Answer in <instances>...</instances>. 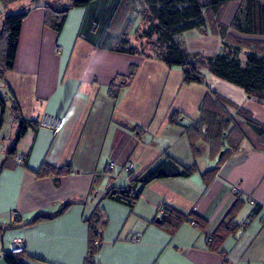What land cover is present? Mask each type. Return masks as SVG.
<instances>
[{
  "label": "crops",
  "instance_id": "obj_1",
  "mask_svg": "<svg viewBox=\"0 0 264 264\" xmlns=\"http://www.w3.org/2000/svg\"><path fill=\"white\" fill-rule=\"evenodd\" d=\"M119 1L93 0L84 8L71 9L59 33L44 25L41 7L30 9L22 21L13 67L0 80L5 104L0 110V264H5L4 252L16 238L26 240L22 264H85V218L94 209L99 216L95 264H264V224L260 223L264 143L249 133L252 140L242 139L224 160L218 157L219 163L206 159L200 164L203 161L193 155L185 129L197 123L210 89L204 83L183 84L180 68H169L152 56L100 49ZM239 5L240 0H230L221 11L227 33L264 40L230 27ZM129 18L134 19V32L141 21L133 14ZM214 28L204 34L184 32L186 49L218 52L221 39ZM133 32L130 39L139 45ZM120 81L124 87L114 101L108 88ZM238 98L228 100L240 103L264 123L263 104ZM13 101L25 120L36 122L45 113L58 116L59 129L53 134L37 125L11 144L16 130L9 110ZM174 113L177 118L170 122ZM119 118L138 125L143 138L124 130ZM12 146L15 154L8 157ZM197 146L206 151L202 143ZM18 155L25 160L18 162ZM166 158L183 167L196 165L197 170L185 178L148 183L131 207L105 196L110 188L127 186L130 179ZM110 162L112 170L107 168ZM128 164L133 167L125 171ZM43 165L71 170L63 176H38ZM209 170L213 172L204 180L202 174ZM233 189L241 193L240 199ZM236 201L237 229L219 240L216 228ZM250 201L260 206L255 216ZM63 203L69 205L59 219L28 224L33 216L49 215ZM162 205L179 215H191L198 224L184 221L175 229L159 227ZM12 210L18 212L17 222L7 229ZM136 232L142 236L133 243L130 238Z\"/></svg>",
  "mask_w": 264,
  "mask_h": 264
},
{
  "label": "trees",
  "instance_id": "obj_2",
  "mask_svg": "<svg viewBox=\"0 0 264 264\" xmlns=\"http://www.w3.org/2000/svg\"><path fill=\"white\" fill-rule=\"evenodd\" d=\"M91 1L93 0H0L3 8L0 12V80L4 73L13 67L21 24L30 9L43 8L44 25L59 33L68 12L73 8H84ZM228 1L230 0H120L110 20L111 29L103 35L99 48L131 55L152 56L169 68L178 67L182 70V83L186 85L203 84V70H206L209 74L239 87L248 98L264 105V40L235 38L227 33L228 28L220 22V14ZM19 3L21 4L16 9L9 8ZM130 14L141 21L134 32V19L129 18ZM214 26V34L221 39L218 52L209 55L186 49L182 37L184 32L194 30L204 34L205 30ZM230 27L240 34L264 36V2L240 0ZM131 32L135 40H139V45L134 44L130 39ZM123 82L111 83L108 88V95L114 101L118 99L119 91L124 87ZM0 110L1 112L5 110L1 98ZM9 110L17 125L13 141L16 144L29 128L35 129L37 123L23 119L14 101ZM176 118L177 113H174L170 122H174ZM118 124L137 138H143L144 131L138 125L124 118H119ZM185 131L195 157L200 151L198 143L206 146L207 141L210 143L219 141L217 149L220 151L219 161L227 158L242 139H249V133L254 136L253 138H257V141L264 143V123L254 119L252 113L244 107L210 90L203 98L197 123L187 126ZM221 143H224V146H221ZM14 154L15 147L12 146L8 149L7 156L12 157ZM218 159L210 160L219 163ZM70 170L69 166L51 169L43 165L37 171V175L47 176L53 173L55 176H63L69 174ZM196 170V165L183 167L166 158L155 167L145 170L139 177L130 179L127 186L110 188L105 196L131 207L148 183L170 177L185 178ZM212 172L213 170L204 172L203 179L206 180ZM233 190L240 199L241 193ZM250 203L253 206L251 215L255 216L259 213L260 206L253 201ZM68 205L69 203L61 204L51 215L37 214L28 224L61 215ZM237 205L236 201L216 228L215 232L219 235V240L228 232L237 229L238 225L233 221ZM161 214L158 226L163 229H175L184 221L198 224V220L191 218V215H179L165 205ZM17 216L14 217L11 225L6 227L7 229L16 224ZM85 222L88 228L85 264H95L97 242H99L97 239L99 216L96 209L87 215ZM260 223L264 224L263 215L260 217ZM213 238H209L211 239L209 243L213 242ZM24 252L10 254L6 249L3 260L5 264H22L20 259Z\"/></svg>",
  "mask_w": 264,
  "mask_h": 264
},
{
  "label": "rangeland",
  "instance_id": "obj_3",
  "mask_svg": "<svg viewBox=\"0 0 264 264\" xmlns=\"http://www.w3.org/2000/svg\"><path fill=\"white\" fill-rule=\"evenodd\" d=\"M59 48V47H58ZM57 48V50H58ZM203 76H204V86H207L208 89H210V91L215 92L216 94L228 99L229 96H233L234 98H238L240 97L241 99V95L243 100H245L247 98V96L244 94V92H242L243 90H240V88H238L237 86L230 84L222 79H219L211 74H208L207 72L203 71ZM239 99V98H238ZM236 102V101H235ZM238 105L241 106L240 103H237ZM256 111L257 112H262L259 111L256 107ZM42 116V115H41ZM40 116V117H41ZM264 117V115H262ZM40 117L38 118V120L40 119ZM38 120L36 121L37 125H38ZM190 124H188L187 126H189ZM17 127V125H16ZM198 133V132H197ZM16 134V130L14 135ZM15 137V136H14ZM225 141V139H223ZM14 138L12 139V141L10 142L11 144L13 143ZM218 142L216 143H210L209 141L205 142L206 146V151H199V154L197 155L198 158H200L203 162H200V164H203L206 162V159H217L218 155L220 153V151H218L217 149L218 147ZM9 148V147H8ZM223 148V147H222ZM224 149V148H223ZM56 211V210H55ZM55 211H53L51 214L55 213ZM49 215H51L50 213H48ZM61 217V215H58L56 217H53L52 219H49L50 221H55L57 219H59Z\"/></svg>",
  "mask_w": 264,
  "mask_h": 264
},
{
  "label": "built area",
  "instance_id": "obj_4",
  "mask_svg": "<svg viewBox=\"0 0 264 264\" xmlns=\"http://www.w3.org/2000/svg\"><path fill=\"white\" fill-rule=\"evenodd\" d=\"M60 124H61V120L58 116H55V115H51V114H43L40 119L38 120V126L39 127H44V128H47L49 129L53 134L56 133V131L59 129L60 127ZM16 160L18 162H23L24 160V157L21 156V155H18L16 157ZM114 167V163L113 162H110L108 164V169L109 170H112ZM133 165L132 164H128L127 166H125V171H130L132 169ZM164 210V205H162L160 208H159V212L162 213ZM18 215V212L16 210H12L10 212V218L13 220L14 217H16ZM192 225H194L193 222H191ZM141 233L139 232H136L134 233L130 240L133 242V243H138L140 241V238H141ZM210 241V239H208ZM25 247H26V240L25 239H22V238H16L14 239L13 241L9 242L8 243V248H7V251L8 253L10 254H21L25 251Z\"/></svg>",
  "mask_w": 264,
  "mask_h": 264
},
{
  "label": "bare ground",
  "instance_id": "obj_5",
  "mask_svg": "<svg viewBox=\"0 0 264 264\" xmlns=\"http://www.w3.org/2000/svg\"><path fill=\"white\" fill-rule=\"evenodd\" d=\"M58 48V47H57Z\"/></svg>",
  "mask_w": 264,
  "mask_h": 264
}]
</instances>
